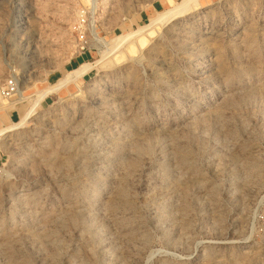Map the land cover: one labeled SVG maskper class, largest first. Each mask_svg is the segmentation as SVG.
I'll use <instances>...</instances> for the list:
<instances>
[{"label":"rangeland","instance_id":"374dc122","mask_svg":"<svg viewBox=\"0 0 264 264\" xmlns=\"http://www.w3.org/2000/svg\"><path fill=\"white\" fill-rule=\"evenodd\" d=\"M182 1L0 0V130L104 60L0 136V264H264V0Z\"/></svg>","mask_w":264,"mask_h":264},{"label":"bare ground","instance_id":"6f19581e","mask_svg":"<svg viewBox=\"0 0 264 264\" xmlns=\"http://www.w3.org/2000/svg\"><path fill=\"white\" fill-rule=\"evenodd\" d=\"M199 5H200L199 0H184V1L176 4L175 8L168 11L163 17L158 19L154 23V25L155 26L156 25H164V23H168L173 19H176L178 17H181V16L189 13L190 11H193ZM149 26H151V23H148L145 26H141L137 30H135L134 32L129 33L125 36L117 37L112 43H109V44L104 43L103 45L105 48L116 49V48L121 47L122 45L126 44L127 42H129L131 38L141 40L142 39L141 37H144L147 35V32L150 29ZM100 40L101 39H99V41ZM100 42H102V40ZM103 61H104L103 59H100V60L96 61L94 64L85 63V64L81 65L79 68L72 71L69 75L65 76V78L62 79L59 83L51 86L50 88H48L44 92H41L40 94H38L37 97L34 100H32L31 110L26 113L25 117L23 116L24 118L18 124L13 125L11 127L3 128L2 130H0V136L11 131L12 129H14L16 127L21 126L23 123H25V121H27L32 116L34 109H36V107L39 105V103L41 102V100L44 97H46L49 94L57 92L58 90H60L64 86H66L67 84L76 81L80 77L88 76L90 74L91 70L93 68H95L96 66H98L99 64H101ZM17 95L21 96L20 92H18ZM20 100L22 101L23 99H20Z\"/></svg>","mask_w":264,"mask_h":264},{"label":"built area","instance_id":"2783aa9c","mask_svg":"<svg viewBox=\"0 0 264 264\" xmlns=\"http://www.w3.org/2000/svg\"><path fill=\"white\" fill-rule=\"evenodd\" d=\"M93 15L90 8L83 11L77 21L73 24V32L77 35L79 48L81 52L89 50V43L91 42L88 39L90 32V18ZM18 81L16 77H10L4 82L0 88V98L6 101H11L18 93Z\"/></svg>","mask_w":264,"mask_h":264},{"label":"crops","instance_id":"0c3cea01","mask_svg":"<svg viewBox=\"0 0 264 264\" xmlns=\"http://www.w3.org/2000/svg\"><path fill=\"white\" fill-rule=\"evenodd\" d=\"M167 5H168V3H167ZM89 60H90V56L87 53H82L79 56H77V58L75 59V61L73 63H70V66L67 67L65 71L66 72L68 70L73 71L74 69L79 67L81 64H83L85 61H89ZM61 79H63V78H60L59 76H57L56 78L52 77L50 79V83H54L53 85H55ZM57 92H55V93H57ZM52 94H54V93H52ZM22 113H23V111L20 109H17V108H15L14 110H11L10 113H8L9 114V121L10 122L16 121L17 119H19L21 117Z\"/></svg>","mask_w":264,"mask_h":264}]
</instances>
